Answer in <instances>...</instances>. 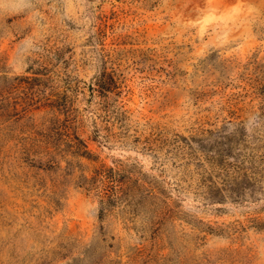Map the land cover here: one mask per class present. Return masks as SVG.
Listing matches in <instances>:
<instances>
[{
  "label": "rangeland",
  "instance_id": "obj_1",
  "mask_svg": "<svg viewBox=\"0 0 264 264\" xmlns=\"http://www.w3.org/2000/svg\"><path fill=\"white\" fill-rule=\"evenodd\" d=\"M178 137L264 159V0H0V264H264Z\"/></svg>",
  "mask_w": 264,
  "mask_h": 264
},
{
  "label": "trees",
  "instance_id": "obj_2",
  "mask_svg": "<svg viewBox=\"0 0 264 264\" xmlns=\"http://www.w3.org/2000/svg\"><path fill=\"white\" fill-rule=\"evenodd\" d=\"M222 138L225 139V137ZM219 139L220 137L215 138L213 143L218 144ZM192 142V138L178 137L171 146H166L169 147L166 155H172L177 159L182 156L179 163H182L180 167L185 173L188 172V164L193 163L199 182L196 193H202V196L208 200H220L227 194L239 197L244 195L246 189H251L252 192L258 188L261 189L260 183L264 174L263 158L250 155L234 157L233 161H229L226 156L232 150L231 139L220 142V146L216 145L212 156L204 154L209 142L199 145L198 150L192 148ZM149 190L147 189V192Z\"/></svg>",
  "mask_w": 264,
  "mask_h": 264
}]
</instances>
